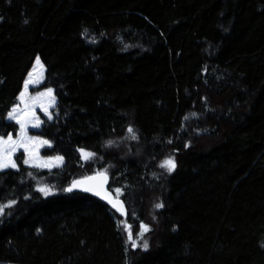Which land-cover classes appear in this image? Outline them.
I'll list each match as a JSON object with an SVG mask.
<instances>
[{"label":"trees","instance_id":"trees-1","mask_svg":"<svg viewBox=\"0 0 264 264\" xmlns=\"http://www.w3.org/2000/svg\"><path fill=\"white\" fill-rule=\"evenodd\" d=\"M37 56L65 163L0 171V264H264V0H0V136ZM97 172L126 216L64 191Z\"/></svg>","mask_w":264,"mask_h":264},{"label":"snow or ice","instance_id":"snow-or-ice-1","mask_svg":"<svg viewBox=\"0 0 264 264\" xmlns=\"http://www.w3.org/2000/svg\"><path fill=\"white\" fill-rule=\"evenodd\" d=\"M91 42L95 43V40H92ZM36 60L37 64H39V57H37ZM39 82L40 81L38 79H33V73H29V78L24 81V91L20 92L19 96V100L21 101V103H23L24 107L21 109L19 105H16L7 114V119L9 121H15V123L19 125V129L16 133L15 138L11 133H8L6 138L4 136H0V171L8 169L18 170V165L16 163V160L14 159V155L21 149L23 150L24 165H29L31 167L39 169L55 167L57 166L56 162H63L62 156L49 157L46 160H42L38 156L37 150L39 147L48 145L50 142L47 140H42L39 137L28 135L29 126H31L32 128H40L42 123L39 117L36 116V113L34 111L35 108L39 107L41 111L46 115L48 120L53 119L52 114L49 112V109L54 107L55 105L53 89L47 88L45 91L37 92L35 96L29 95V85L38 84ZM45 98L47 99V103L44 102ZM127 131L130 134L131 139H137L135 131L131 126L128 127ZM112 143L113 141L107 142L108 146H111ZM169 143H171V141H169ZM185 146L187 147L188 145ZM78 151H80L81 158L84 160H89L95 155L94 153L86 152L83 149H79ZM176 166V162L172 157L164 159L159 164V167L165 169L168 173H172L176 169ZM29 175H31V173H29ZM90 181H94L95 183L90 184ZM107 182L108 177L106 172H97L93 176L85 177L81 180H74L72 182V185L64 189V191L70 192L73 190V188H81L83 191L90 192L107 201V203L111 205L113 209H115L117 212H120L122 215L125 214L124 204L119 199L121 189H114L113 191L116 193V196L113 197V195L105 189V185L107 184ZM36 191L42 193L44 196H48L49 194H51L52 189L46 185H38ZM14 203L15 201H9L7 205H0V213H3L5 208L11 207ZM163 207L164 204L162 202L155 204V208L157 209ZM121 223L124 222L122 221ZM125 229L128 231V240L131 241V248L136 249L138 245L136 239L133 238L130 226L125 224ZM37 231L40 230L37 229ZM147 231H149L148 226L141 223L140 231L136 235L137 237L142 238L144 233ZM261 246L264 247V245ZM139 247L146 252L149 249L148 241L143 240V243L140 244Z\"/></svg>","mask_w":264,"mask_h":264},{"label":"rangeland","instance_id":"rangeland-1","mask_svg":"<svg viewBox=\"0 0 264 264\" xmlns=\"http://www.w3.org/2000/svg\"><path fill=\"white\" fill-rule=\"evenodd\" d=\"M39 57V56H37ZM36 57V58H37ZM29 73H33V79H38L40 82L38 84H34V85H29V88H28V92H29V95L31 96H35L37 92H42V91H45L47 88H44V89H40V87L42 86V84L44 83V80H45V73H46V67L43 63V61L41 60V58L39 57V64H37V60L35 59ZM29 73L26 77V79L29 78ZM25 79V80H26ZM53 89V88H52ZM22 91H24V86H23V89ZM21 91V92H22ZM20 96V94H19ZM53 96L55 97V105H56V102H57V98L54 94V90H53ZM45 103H47V99L45 98ZM16 105H19V107L22 109L24 107L23 103H21V101L19 100V97H18V102ZM15 105V106H16ZM54 105V107H55ZM54 107L50 108L49 109V112L52 114V111L54 109ZM35 113H36V116L39 117L40 121L42 122L41 123V126L40 128H32L31 126H29V129H28V135L29 136H34V137H39L40 139L42 140H47L43 137H41L40 135H38V131L41 129L42 127V124H43V120L46 119V115L41 111V109L39 107L35 108L34 109ZM13 135V134H12ZM13 137L15 138V135H13ZM6 138V137H5ZM49 141V140H47ZM50 142V141H49ZM51 146V142L48 144V145H44V146H41L38 148L37 150V153H38V156L42 159V160H46L47 158L49 157H56V156H61V155H56V156H45L42 154V150L46 147H50ZM19 153H23V150H19L15 155H14V159L16 160V163H17V156ZM63 157V156H62ZM57 163V166L55 167H51V168H40V169H45V170H52L54 168H57V167H60L62 166L64 163H65V158L63 157V162L62 163H59V162H56ZM18 165V163H17ZM29 166V165H27ZM31 167V166H29Z\"/></svg>","mask_w":264,"mask_h":264},{"label":"water","instance_id":"water-1","mask_svg":"<svg viewBox=\"0 0 264 264\" xmlns=\"http://www.w3.org/2000/svg\"><path fill=\"white\" fill-rule=\"evenodd\" d=\"M95 174H96V173H95ZM95 174H91V175L86 176V177H90V176H93V175H95ZM106 174H107V173H106ZM107 177H108V182H107V184L105 185V189H106L108 192H110V193L113 195V197H115V195L113 194V192L109 189L110 177H109L108 174H107ZM83 178H85V177H83ZM83 178H80V179H77V180H81V179H83ZM89 183L92 184V183H95V182H94V181H90ZM71 185H72V183H71ZM71 185H70V186H71ZM70 186H69V187H70ZM74 191H79V192H84V193L90 194V195L96 197L97 199L101 200V201L104 202L105 204H107L111 209H113L112 206L109 205V204L107 203V201L101 199L100 197H98V196H96V195H94V194H92V193H90V192L83 191L81 188H73V190L70 191V192H74ZM67 192H69V191H67ZM119 199H120V198H119ZM120 200H121V201L123 202V204H124V213H125V214H123V216H126V215H127V208H126V205H125V203H124V201H123L122 199H120ZM113 210L116 211L115 209H113ZM116 212H117V211H116ZM118 213H120V212H118ZM120 214H121V213H120ZM121 215H122V214H121Z\"/></svg>","mask_w":264,"mask_h":264}]
</instances>
